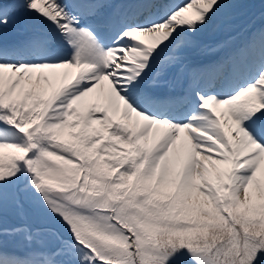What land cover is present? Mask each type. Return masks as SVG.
<instances>
[{
  "label": "snow or ice",
  "instance_id": "6c2138e0",
  "mask_svg": "<svg viewBox=\"0 0 264 264\" xmlns=\"http://www.w3.org/2000/svg\"><path fill=\"white\" fill-rule=\"evenodd\" d=\"M0 264H264V0H0Z\"/></svg>",
  "mask_w": 264,
  "mask_h": 264
},
{
  "label": "rangeland",
  "instance_id": "374dc122",
  "mask_svg": "<svg viewBox=\"0 0 264 264\" xmlns=\"http://www.w3.org/2000/svg\"><path fill=\"white\" fill-rule=\"evenodd\" d=\"M9 38H11V37H9Z\"/></svg>",
  "mask_w": 264,
  "mask_h": 264
}]
</instances>
